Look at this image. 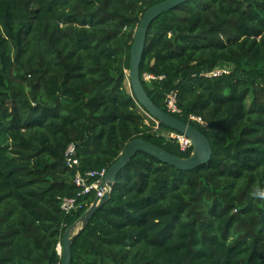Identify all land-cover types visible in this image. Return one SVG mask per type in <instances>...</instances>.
<instances>
[{
	"label": "trees",
	"instance_id": "1",
	"mask_svg": "<svg viewBox=\"0 0 264 264\" xmlns=\"http://www.w3.org/2000/svg\"><path fill=\"white\" fill-rule=\"evenodd\" d=\"M163 0H0V264H60L81 172L106 169L133 138L187 157L126 86L143 12ZM139 66L149 98L212 146L177 170L137 152L71 243V264H264V0H186L148 26ZM221 62L228 74L200 73ZM144 74L162 79H145ZM10 89V90H9ZM200 117L205 125L188 119Z\"/></svg>",
	"mask_w": 264,
	"mask_h": 264
},
{
	"label": "water",
	"instance_id": "2",
	"mask_svg": "<svg viewBox=\"0 0 264 264\" xmlns=\"http://www.w3.org/2000/svg\"><path fill=\"white\" fill-rule=\"evenodd\" d=\"M185 1L186 0H163L147 7L140 18L134 34L129 52V67L127 72L130 89L137 102L145 109V112L152 118L156 119L158 123H162L168 128L187 136L192 142V152L187 157H181L171 154L166 150L157 147L153 143L150 144V142L145 141L142 138L131 139L121 154L106 168V171H104L105 173L101 184L103 194L101 196H96L79 218L64 230L61 238L62 247L60 249V264H71L72 240L76 234L86 226L89 219H91L98 208L108 201L118 172L127 165L129 159H131L137 152H145L159 161L175 167L177 170L194 169L208 163L212 156V146L207 137L191 124L178 119L174 115L158 107L152 99L149 98L140 80L139 66L144 50L147 31L149 29L148 26H150L151 22L161 13L174 8Z\"/></svg>",
	"mask_w": 264,
	"mask_h": 264
},
{
	"label": "built area",
	"instance_id": "3",
	"mask_svg": "<svg viewBox=\"0 0 264 264\" xmlns=\"http://www.w3.org/2000/svg\"><path fill=\"white\" fill-rule=\"evenodd\" d=\"M232 64L228 62H221V64H217L212 69L203 71L202 75L206 77H218L223 74H228L232 70ZM145 79L150 78H158L162 79L163 76H152L148 74H144ZM164 104L166 107V111L170 114H181V109L177 105L176 93L174 91H170L164 98ZM145 114L153 121L154 123V130L158 128V121L152 118L149 114L145 112ZM188 119L198 122L200 125H205V122L200 117L194 116L192 114L188 115ZM158 134L163 136L165 139L170 140L176 143L179 149L183 152L190 150L192 152V142L191 140L181 134L179 132L173 131H161ZM63 158L65 166L68 169L74 171L72 182L76 187V193L72 197H62L60 199V209L64 214H71L75 212L79 208V200L84 198L86 195L90 193H94V198L96 196H101L103 194V189L101 188L102 178L104 175V171L106 169L101 170H88L85 172H81L79 168V160L76 157V146L74 143H69L66 148H64ZM191 154V153H190ZM61 245L60 243L57 244L56 250L60 253Z\"/></svg>",
	"mask_w": 264,
	"mask_h": 264
},
{
	"label": "rangeland",
	"instance_id": "4",
	"mask_svg": "<svg viewBox=\"0 0 264 264\" xmlns=\"http://www.w3.org/2000/svg\"><path fill=\"white\" fill-rule=\"evenodd\" d=\"M126 76H127V78H126V86H127V88L128 89H130V86H129V81H128V72H127V70H126ZM0 88H5V85L4 84H0ZM10 90V89H9ZM61 245V244H60ZM62 247V246H61ZM61 252V251H60Z\"/></svg>",
	"mask_w": 264,
	"mask_h": 264
}]
</instances>
